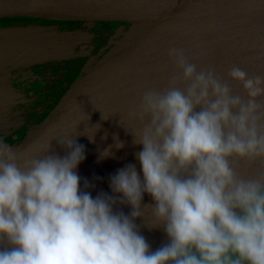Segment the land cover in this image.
Segmentation results:
<instances>
[{"label":"clouds","instance_id":"obj_1","mask_svg":"<svg viewBox=\"0 0 264 264\" xmlns=\"http://www.w3.org/2000/svg\"><path fill=\"white\" fill-rule=\"evenodd\" d=\"M167 55L176 72L130 113L143 179L133 164L119 169L112 195L81 187L85 147L73 136L27 157L0 139V264H264V168L249 177L238 167L264 164V76L234 65L225 80L182 49ZM146 207L167 236L154 251L137 224Z\"/></svg>","mask_w":264,"mask_h":264},{"label":"water","instance_id":"obj_2","mask_svg":"<svg viewBox=\"0 0 264 264\" xmlns=\"http://www.w3.org/2000/svg\"><path fill=\"white\" fill-rule=\"evenodd\" d=\"M8 5L26 6L33 11L0 18L28 16L54 21L127 24L112 42L113 47L102 58L86 64L84 74L53 111L13 148L22 157L43 155L42 146L50 139L73 136L85 147L86 158L78 168L81 187L84 179L94 184L90 189L93 197L101 191L112 195L110 177L129 164L136 166L143 179L136 157L142 145L134 143L131 133L137 132L140 126L130 119V113L145 91L165 88L176 72L167 55L169 48L182 49L198 68H211L225 80L234 65L250 76H264V0H0V8ZM136 27L140 30L129 38ZM19 28L0 31V38L17 33ZM250 57L256 59L250 60ZM114 59L118 64L111 76L105 82L98 81L96 71ZM229 83L234 91L247 98L242 86ZM102 114L109 118L103 119ZM96 125L100 126L98 130ZM89 137H94V142ZM114 137L124 143L123 148L115 147ZM109 146L112 154L103 157ZM51 149L61 157L68 151L55 139L51 141ZM238 167L251 177L264 164L240 162ZM152 203V198L145 194L144 204ZM118 208L125 214L131 211L126 205ZM143 211L144 218L138 219L137 224L154 251L167 242V236L162 229L151 227V208Z\"/></svg>","mask_w":264,"mask_h":264},{"label":"rangeland","instance_id":"obj_3","mask_svg":"<svg viewBox=\"0 0 264 264\" xmlns=\"http://www.w3.org/2000/svg\"><path fill=\"white\" fill-rule=\"evenodd\" d=\"M60 30L55 25L32 24L0 38V139L12 150L16 143H12L10 133L22 123L16 109L24 99L10 86V75L36 63L58 61L78 54V46L88 37L83 33Z\"/></svg>","mask_w":264,"mask_h":264},{"label":"flooded vegetation","instance_id":"obj_4","mask_svg":"<svg viewBox=\"0 0 264 264\" xmlns=\"http://www.w3.org/2000/svg\"><path fill=\"white\" fill-rule=\"evenodd\" d=\"M32 24L54 25L37 19L20 20L11 23L10 26L0 24V30L8 27H25ZM60 25L63 29L67 28L69 30L82 29L93 33H97L101 30L106 31V29L98 28L96 25L91 27L82 22L71 24L63 23ZM100 50L101 48H97L96 38L94 40L92 39L91 42L90 39L87 38L85 43L78 46L76 50L78 51V54L72 59L73 61L36 63L29 67L16 70L10 75L11 85H9L16 88L24 99L23 103H19L16 109L18 115L22 119V123L19 128L12 130L10 133V139L13 144L23 137L24 133L29 130L30 125L38 123L42 111L50 104L54 103L60 93L64 90L67 84V79L72 77V73L75 71V67L68 64V62L75 63L74 65L77 63L79 65V63L85 64L95 56L101 58L102 55L99 54ZM68 65L71 67L67 68Z\"/></svg>","mask_w":264,"mask_h":264},{"label":"trees","instance_id":"obj_5","mask_svg":"<svg viewBox=\"0 0 264 264\" xmlns=\"http://www.w3.org/2000/svg\"><path fill=\"white\" fill-rule=\"evenodd\" d=\"M32 19L42 20V21H44L46 23H51V24L57 25L59 27V29H61V30L70 31V32L80 31V32H82L85 36H87L90 39V42L92 41V39L94 40L96 38V45H97L98 49L101 48L99 54H101L102 56L104 54H106L113 47L112 42L115 39H117V37L119 36V34L122 31V29H126V26H127V24L117 23V22H114V23H108V22H104V23H87V22H82V23L88 24L91 27L96 25V27H98V28L106 29V31L101 30V31H99L97 33L96 32L93 33V32L85 31V30H82V29H75V30L74 29L73 30H69L67 28L63 29L61 27V25H60V24H63V23L71 24V23H78V22L54 21V20L33 18V17H28V16H14V17L0 18V24L5 25V26H10L11 23H14L15 21L32 20ZM10 28H12V27H8V28L2 29L0 31H4V30L10 29ZM75 57H76V54L73 57L68 58V59H64V60H60V61H48V62H58V63L59 62H64V61L67 62V61H71ZM97 59H100V57L99 56L92 57L85 64L84 63H81V64L79 63V65L77 63H76V65H74L75 63L68 62V64H70V65L75 67V71H73L72 77L67 79L66 87L60 93V95L54 101V103L50 104L47 108H45L42 111V114H41V117L38 120V123H34V124L30 125L29 130L24 133L23 137L18 142H16L15 146L19 145L22 142V140L27 136L29 131L34 126H36L37 124L41 123L53 111V109L58 105V103L65 96V94L71 88V86L84 74V70H85L86 64H88L89 62L93 63ZM70 65H68L67 68L71 67Z\"/></svg>","mask_w":264,"mask_h":264},{"label":"bare ground","instance_id":"obj_6","mask_svg":"<svg viewBox=\"0 0 264 264\" xmlns=\"http://www.w3.org/2000/svg\"><path fill=\"white\" fill-rule=\"evenodd\" d=\"M31 11H33V9L30 7L18 6V5H8V6L0 8V16L6 15V14L21 13V12L24 13V12H31ZM139 30L140 28L136 27L133 30L132 34L129 36V38H131L133 34L137 33ZM117 64H118L117 59L104 63L96 71L98 81L105 82L111 76L112 72L117 67Z\"/></svg>","mask_w":264,"mask_h":264}]
</instances>
